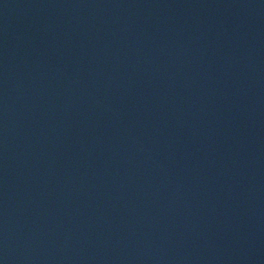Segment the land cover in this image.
Listing matches in <instances>:
<instances>
[{"label": "water", "instance_id": "obj_1", "mask_svg": "<svg viewBox=\"0 0 264 264\" xmlns=\"http://www.w3.org/2000/svg\"><path fill=\"white\" fill-rule=\"evenodd\" d=\"M0 264H264V0H0Z\"/></svg>", "mask_w": 264, "mask_h": 264}]
</instances>
